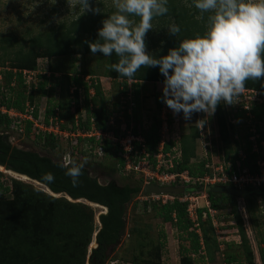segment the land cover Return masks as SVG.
Returning <instances> with one entry per match:
<instances>
[{
  "label": "trees",
  "instance_id": "trees-1",
  "mask_svg": "<svg viewBox=\"0 0 264 264\" xmlns=\"http://www.w3.org/2000/svg\"><path fill=\"white\" fill-rule=\"evenodd\" d=\"M190 5H192V0H168L169 12L164 16L155 17L152 20L153 29L146 34V47L149 54L159 58L167 55L169 49L177 47L181 40L205 33L208 17L212 13L201 14L194 5ZM114 11L115 8L112 6L109 9H102L100 14L82 12L29 36L14 50L10 48L18 40H13L10 36L2 37L1 41L4 44L0 47L3 51V57L0 58V104L23 111L26 103H29L33 106L32 114L37 116L40 107L39 97L50 93L52 97L45 108L46 115H50L55 108H58L60 114L68 122H72L74 114L80 112L79 99L82 98L86 105L89 102L93 103L91 114L98 128L101 130L113 128L108 124L109 117L123 108L121 97L131 94L128 92V82H134L132 85L137 92L141 82L163 83L165 79L158 67H141L132 79L119 77L116 71L110 69V65L117 63L119 59L115 53L110 57L97 53V57L106 58L107 66L104 75L120 80L123 85L120 86L119 98L113 106H109L100 80L91 78L90 83L85 80V76L94 74L93 71L78 73L74 61L69 59L77 54L93 55L84 41H96L99 38L98 29L103 26L102 21ZM130 19L136 22L139 20L138 17H130ZM173 23L181 29L178 37L168 33L167 27ZM38 58L47 59V68L41 69ZM50 60L53 61L50 63ZM24 70L41 72L36 75V82L28 84L23 75ZM57 87L60 88L58 96L54 94ZM72 87L73 92L70 93ZM91 89L94 91L92 95L89 93ZM245 89L264 91V79L247 81ZM162 96L161 93H154L157 109L165 104L161 100ZM132 101L134 102L132 115L127 114L130 101L127 100L124 104L125 126L130 128V124L133 123L132 131L136 134L140 133L144 139V149L149 153V160L155 163L152 155L157 151L162 140V119H156L149 126L143 127L139 120H133L136 118L135 111L138 105L134 95ZM231 111L234 112L236 119H245L249 125L247 129L253 128L255 132L248 131L244 135V145H242L236 139L237 124L227 119L225 107L221 101L214 116L223 151L224 170L230 174L237 169L238 164L250 167L251 170H257L258 155L252 152L253 142L249 137L258 133L259 137L256 139L258 145L264 138V103L253 102L248 109L241 106L231 109L229 107V112ZM180 114L183 115L182 112ZM250 120L253 124L249 122ZM167 123L168 125L172 123L170 116ZM10 124V118L0 113V165L25 174L41 182L55 194L61 195L53 196L17 179H13L12 188L0 183V264H105L109 258L108 251L114 248L122 234L121 230L125 226L128 211L132 207L136 208L132 201L140 196L143 176L136 174L138 175L137 183L118 184L114 179L101 182L98 175L93 173L92 164L98 170L106 166L111 172H121L124 160L119 154V146L106 137L102 140L94 137H79L75 145L67 144L71 150L70 160L77 163L86 161L83 175L79 178L80 182L74 187L70 177L65 175V169L60 167L64 164L62 157L67 151L60 158H56L37 150L14 146L4 139L8 136ZM30 126L31 124L28 123L25 128L26 136L30 135ZM120 131L118 127L113 128L115 136H118ZM198 136V127L194 126L191 133L181 136L180 142L174 139L163 142V151L170 152L173 156L172 167L167 168L166 171L171 173L187 171L192 179L212 175L207 164L209 157L198 163L191 161L195 157V142ZM34 139L41 148L49 151L61 147L62 143L60 139L51 134L37 135ZM141 145L140 142L134 143L139 151L142 149ZM98 146L103 149L101 155L96 152ZM240 150L244 152V157L240 155ZM227 162H230L228 166ZM45 173L53 174L54 182L44 181L42 177ZM128 174L135 175L134 173ZM172 185H183L184 194L197 195L203 186V181L196 186L182 181H174ZM197 188L200 190H196ZM10 192L12 196L7 197V193ZM206 194L209 206L213 210H222L227 204L230 205V213L241 239L240 245L244 249L245 263L257 264L238 211L237 197L227 193L212 192L208 187ZM180 195H176L172 201L162 203L147 194L150 199L142 201L143 208L144 210L152 208L158 217L170 223L176 230L177 239L180 242L179 264H196V258L212 263L217 258L216 253L221 243L214 235L215 228L208 209L207 207L197 208L196 219L193 220L187 211L188 200L180 201ZM79 198L107 207L105 213L98 214L99 223L96 222V212L93 206L85 201H75ZM261 198L264 203V198ZM244 202L250 223L260 227L259 258L264 264V217L261 214L258 196H247ZM131 204L132 207L128 209ZM204 212H206V217L202 219ZM133 232L137 234L139 230L135 228ZM95 233L98 245L89 250ZM158 237L160 240L157 249L164 246L165 234L162 232ZM184 241H187L188 245H184ZM235 244L233 241L225 243L228 249ZM145 248L146 244L143 243L140 252L132 256L131 262L133 264H160L159 261H151L150 258L141 256ZM159 251L156 253L157 258ZM226 255L225 259L230 264L238 260L234 254L226 253Z\"/></svg>",
  "mask_w": 264,
  "mask_h": 264
},
{
  "label": "rangeland",
  "instance_id": "rangeland-1",
  "mask_svg": "<svg viewBox=\"0 0 264 264\" xmlns=\"http://www.w3.org/2000/svg\"><path fill=\"white\" fill-rule=\"evenodd\" d=\"M92 7H100L101 9H109L113 6L112 0H90ZM73 5H75V0H73ZM114 7V6H113ZM82 13L78 6L71 7L68 0H0V47L4 44L1 38L4 36H10L13 40H18L17 43L10 49L14 50L22 45L29 36H32L40 31L48 29L50 26L57 24L59 21L70 19ZM3 51L0 49V58H2ZM54 60V59H53ZM50 60V63L53 61ZM66 60H68L66 58ZM78 73L84 71L92 70L94 74L91 77L98 78L100 80V85L102 90L106 93L107 104L114 105L115 101L119 98L121 94V84L120 80H114L106 75L105 69L107 66L106 58H99L96 55H75L71 57ZM38 64L41 69L47 68V59L38 58ZM8 63V62H7ZM41 71L38 70L37 74ZM36 74V75H37ZM134 82L130 81L127 83L129 89L128 92L136 98L138 105L136 108V118L133 120H139L143 127L149 126L154 120L161 119L163 117L166 122V127L161 123V137L162 140L167 141L168 139L179 140L183 134H189L192 132V127L197 126L199 130V136L195 142V157L191 160L192 162L198 163L201 160L208 159L207 164L209 165L210 172L214 175L217 174L216 168L223 165V151L220 139L217 133V124L214 114H207L204 112L194 113L191 120H185L182 114L174 115L173 111L167 107L166 104L162 108L157 109L155 106L154 93L163 94V83H153V82H141L137 92L132 85ZM60 88L57 87L54 94L58 96ZM52 95L47 93L42 97H39L38 101L40 107L46 108L48 102L50 101ZM235 103L233 105H226L225 114L227 119L233 121L237 124V138L242 145H244V135L250 131L247 129L248 122L245 119H236L233 115V111L229 112L232 107L240 106L241 103ZM229 112V113H228ZM233 115V116H232ZM171 117V125L167 123L168 117ZM236 120H235V119ZM198 120H204L202 124L198 125L196 122ZM235 121V122H234ZM124 123V121H122ZM163 122V121H162ZM122 123V124H123ZM117 124H121L117 122ZM9 133V132H8ZM236 137V136H235ZM8 139L10 143L14 146L23 147L27 149H33L40 151L41 153L50 154L53 157L60 158L64 152L69 151L70 147L66 143L62 142L61 147L55 149L54 151H49L48 149H43L35 141V139L30 136H18L17 133L11 132L8 134ZM230 162H227V166ZM88 165V164H86ZM93 173L98 175L101 182H106L110 179H114L118 184L124 183H137L138 175L122 174L121 172H111L109 168L96 169L94 164H92ZM13 179L20 180L25 183H29L41 191L49 193L47 189L28 179L23 180V178L18 177L12 173L5 171L0 167V183L3 185H8L12 188ZM180 181L179 178L176 182ZM190 185L196 186L199 182L196 179H192ZM216 182V181H215ZM213 180H208L203 182V186L197 188L200 190L197 195H190L183 193L180 197H191L188 200L193 215L197 208L207 207L209 216L212 218L213 225L215 228L214 235L217 237L218 241L221 243L219 251L216 253L217 258L211 263L207 260H199L196 258V264H230L226 261V253H231L237 256V261L234 264H246L245 257L243 255V247L240 245L241 239L238 234V229L235 226L236 223L230 213V205L227 204L222 210H213L210 208V204L206 194V188L211 187L215 183ZM212 185H208V184ZM220 185V184H215ZM50 194V193H49ZM7 197H11L12 193H7ZM58 197V196H56ZM163 199V196H160ZM150 199L147 195L141 197L137 196L133 201L136 208L129 205L125 226L126 230L122 234L118 243L113 249L108 251V261L105 264H133L131 262L132 256L140 252L141 245L146 244L144 252L141 254L150 258L151 261H159L160 264H179V245L180 242L177 239V232L168 222H164L162 218L158 217L152 208L144 210L143 200ZM155 199V198H153ZM238 211L242 217V224L247 235L249 245L254 253V259L257 264H262L259 258V245L258 239L260 237L259 231L260 227L256 224L255 226L250 223L249 216L245 211H243L242 206H245L244 199L237 198ZM157 200V199H156ZM162 202V201H161ZM96 212V222L98 214L104 211L100 207L93 206ZM262 217H264V209H261ZM206 212L202 214V219H205ZM195 218V215H194ZM257 219V217H256ZM259 219H261L259 217ZM137 228L139 233H134L133 230ZM165 234V243L161 248H156L159 244L160 238L158 237L160 233ZM235 242L236 244L231 246L229 249L226 248L225 243ZM94 240L89 246L93 245ZM141 243V244H140ZM184 245H188L187 241L183 242ZM160 250V251H159ZM159 251V257L157 258L156 253Z\"/></svg>",
  "mask_w": 264,
  "mask_h": 264
},
{
  "label": "clouds",
  "instance_id": "clouds-1",
  "mask_svg": "<svg viewBox=\"0 0 264 264\" xmlns=\"http://www.w3.org/2000/svg\"><path fill=\"white\" fill-rule=\"evenodd\" d=\"M68 3L71 7L78 6L83 13L102 12L100 7L93 8L90 0H75V5L68 0ZM112 3L115 11L102 21L99 38L84 43L93 55L110 57L115 53L119 59L110 69L119 77L132 79L141 67H158L165 78L161 100L174 115L182 112L185 120H191L194 113L214 114L221 101L233 105L245 91L247 81L264 79V0H192L190 6L194 5L201 14L212 13L205 33L181 40L159 58L148 53L145 38L153 29L152 20L169 12L168 0H112ZM167 29L177 37L181 32L174 23ZM85 163L69 160L60 165L74 187L80 182ZM42 179L54 182L51 173H45Z\"/></svg>",
  "mask_w": 264,
  "mask_h": 264
},
{
  "label": "built area",
  "instance_id": "built-area-1",
  "mask_svg": "<svg viewBox=\"0 0 264 264\" xmlns=\"http://www.w3.org/2000/svg\"><path fill=\"white\" fill-rule=\"evenodd\" d=\"M38 71H28L24 70L23 75L25 81L30 84L31 82H36V74ZM48 74V73H47ZM1 77V75H0ZM91 76H85V80L89 83L91 82ZM73 92V87L70 89V93ZM89 93L92 95L94 91L91 89ZM129 100V105L127 107V114L132 115L134 102L132 101L131 94H127L126 96L121 97V102L123 104V108L119 112L112 113L109 117L108 124L113 128L118 127L121 131L118 136H115L113 132V128L110 130H101L96 126V122L94 116L91 114L93 112V103L89 102L88 105L84 104L83 99H79L80 112L74 114V118L72 122H68L61 114L58 108H55L50 115H46L45 108L39 107L37 116L32 114L33 106L26 103V107L23 111L8 108L3 104H0V113L6 115L10 118L11 124L9 126V133H17L18 136H26L25 128L28 123L31 124L29 136L34 139V136L37 135H54L56 138L60 139L62 142L73 146L77 143L78 138H90L94 137L97 140H102L103 138L110 139L113 143H117L119 146V154L124 160V165L121 167L122 174L134 173L143 176V185L148 183H156L158 185H172V182L176 181L177 178L180 181L185 183L192 182V178L188 175L187 171L182 173H171L166 171L167 168L172 167V154L170 152H164L162 149V144L164 140H161L157 151L153 153V158L155 163H151L149 160V153L144 149V139L140 135V133L136 134L132 131L133 123L130 124V128H126L124 121V104ZM235 101L237 103H241L240 105L244 109H248L250 104L253 102L264 103V91L255 90V89H245V91L239 95ZM74 103V102H72ZM249 115V113H247ZM250 116V115H249ZM251 118V116H250ZM162 123L163 126L166 127V122L163 117ZM121 124H117L120 122ZM251 124L252 120L249 121ZM87 123V124H86ZM250 131L255 132L253 128H250ZM257 137H259L258 133H255L249 137V139L253 142L252 144V152L257 153V170H251L250 167L237 165V169L232 173H227L224 170L223 165H220L216 168L217 174H212L211 176L206 175L203 178H197L196 181H208L213 180L215 184L221 185H231L236 188L241 189H253L262 191V194L258 196V202L260 204V208L264 209V203L262 202V198H264V138L260 140L259 145L257 144ZM140 142L142 143V149L139 151L135 148L134 143ZM95 152V151H94ZM96 152L98 155H101L103 149L101 146L96 148ZM240 155L244 157V152L242 150L239 151ZM71 150L67 151L62 159L64 164L70 160ZM208 184V183H206ZM212 185V184H208ZM178 186V185H176ZM183 186V185H181ZM163 196V199L160 198ZM141 197H143L141 195ZM151 198H155L157 200L162 201V203H166L167 201H172L176 197L175 194L172 193H161V194H150ZM243 199V198H241ZM180 201L191 200V197H179ZM243 211H245L244 205L242 206ZM187 211L191 219H196V213L194 211V215L190 205L187 206Z\"/></svg>",
  "mask_w": 264,
  "mask_h": 264
},
{
  "label": "water",
  "instance_id": "water-1",
  "mask_svg": "<svg viewBox=\"0 0 264 264\" xmlns=\"http://www.w3.org/2000/svg\"><path fill=\"white\" fill-rule=\"evenodd\" d=\"M4 139L10 143L9 139H8V136H5ZM0 167H2L5 171L7 172H10V173H13L14 175L18 176V177H24L25 179H28L30 181H34L36 183H39L40 185H43L41 182L35 180V179H32L30 178L29 176L25 175V174H21V173H18V172H15L13 170H11L10 168H6L5 166H2L0 165ZM47 191H49V193L53 196H60L61 194L59 193H54L52 192L49 188H47L45 185H43ZM209 190L212 191V192H219V193H227V194H230L232 196H235L237 198H245L247 196H250V195H260L262 194L261 191H256V190H251V189H241V188H236V187H233L231 185H213L211 187H209ZM185 192V187L184 186H176V185H158L156 183H148V184H144L142 186V189H141V192H140V195L142 196H145L147 194H150V193H155V194H161V193H173V194H182ZM68 199H71L70 197H68ZM75 201H85L87 203H89V205L91 206H96V207H100L102 209H104V211H102L101 213H105L107 211V207L103 206V205H100L98 203H94V202H90V201H87V200H83L82 198H79V199H76ZM99 213V214H101ZM97 221L99 223V217H97ZM126 230V226H124L122 228V234L125 232ZM121 234V236H122ZM95 235L96 233L94 234V243L93 245L90 247V250H92L93 248L97 247V242H96V239H95ZM121 236L119 237V239L116 241V244L118 243V241L120 240Z\"/></svg>",
  "mask_w": 264,
  "mask_h": 264
},
{
  "label": "bare ground",
  "instance_id": "bare-ground-1",
  "mask_svg": "<svg viewBox=\"0 0 264 264\" xmlns=\"http://www.w3.org/2000/svg\"><path fill=\"white\" fill-rule=\"evenodd\" d=\"M10 173V172H9ZM13 174V173H12ZM21 178H23L24 179V177H21Z\"/></svg>",
  "mask_w": 264,
  "mask_h": 264
}]
</instances>
